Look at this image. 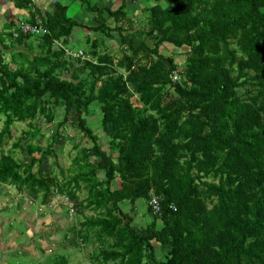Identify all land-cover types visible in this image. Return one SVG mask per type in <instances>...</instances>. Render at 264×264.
Segmentation results:
<instances>
[{
  "label": "trees",
  "instance_id": "16d2710c",
  "mask_svg": "<svg viewBox=\"0 0 264 264\" xmlns=\"http://www.w3.org/2000/svg\"><path fill=\"white\" fill-rule=\"evenodd\" d=\"M12 1L28 12L0 32V183L39 197L43 207L58 195L78 216L89 211L75 231L97 247L100 264H264V0H169L142 8L141 20L127 16L122 0L114 10L88 6L95 13L88 28L59 0L45 14L28 0ZM21 23L48 33L32 39ZM75 27L101 34L88 40L83 59L54 46L68 45ZM112 32L120 58L100 48ZM27 43L31 56L12 50ZM164 43L186 48L181 68L160 53ZM94 102L114 156L87 125ZM71 127L91 144L80 145L61 184L41 172L47 160L35 154L55 155ZM18 153L27 154L26 165ZM137 200L147 203L144 225L135 222Z\"/></svg>",
  "mask_w": 264,
  "mask_h": 264
},
{
  "label": "rangeland",
  "instance_id": "374dc122",
  "mask_svg": "<svg viewBox=\"0 0 264 264\" xmlns=\"http://www.w3.org/2000/svg\"><path fill=\"white\" fill-rule=\"evenodd\" d=\"M83 1L75 2L80 5V10L77 12L73 11V7L68 5V16L84 27H87L86 25L93 27L95 13L91 12L88 6L108 7L110 10H114L120 5L122 0ZM60 2L64 4L65 0H61ZM168 3L169 0H139L137 2L126 0L125 12L129 18L139 17L141 20L143 19L141 18V16L143 17L142 8L155 4L167 6ZM45 8L47 7L45 6ZM103 11V16L106 17L107 8ZM120 25L126 27L125 23H121ZM133 26H137L135 21H133ZM82 29L79 27V30L75 32H81L82 36H79L80 39L69 41L68 45H65L66 48L72 50L74 53L87 51L90 48V45L85 40L87 35H89V40L93 37L99 38L101 35L100 33L87 34L82 32ZM110 35L112 40H109L107 36L103 38L104 43L101 44V51L110 53L111 49L112 53L117 55L115 57L120 58L123 53L119 45L120 39L115 32H112ZM32 39H34V36H32ZM145 43L150 48L152 47L150 39H145ZM186 51V48L176 49L168 43H164L160 47V53L164 56H172L178 68H181L184 64ZM4 63L9 64L7 56L4 57ZM96 106L98 107L96 102L91 105L90 112H93V117L84 115L87 117H85L87 125L94 128V132L98 135V144L104 148L107 154L114 156L107 147L106 139L100 127L97 126L99 112ZM55 112L60 114L61 109L57 108ZM56 119L59 118L57 117ZM38 125L43 132H46L44 140L40 141L43 154H45V150L50 147L48 142H46L49 141V134L46 131L47 125L43 121L39 122ZM73 125L75 126L76 122H73ZM20 127L23 126L15 124L13 128L18 131ZM67 133L70 136L65 134L66 138L61 142V149L55 155L42 156L35 154L40 159V163L45 159L47 160L45 161L46 163L42 162L40 164L41 172L55 176L61 184L65 183L71 176L69 171L74 168L72 159L76 156L80 145L89 147L91 144L86 138H83L82 142L80 141L79 137L82 133L76 127H71ZM15 156L19 157L20 161L25 163V165L27 164V154L22 155V153H18ZM39 172L37 173L39 174ZM117 183V181L112 182L111 185L114 187ZM83 196H85L84 191L79 189L76 192V197L82 199ZM39 203V197L27 194L24 191L19 192L12 186L0 183V264H58L57 262L59 264H100L98 262L100 258L96 260V255L92 256V252L97 247H94L91 240L81 243L80 234H77L75 231L80 228L78 226V222L81 219L80 216H89L91 215L90 212L83 210L80 212V216H78L73 209L74 204L66 196H55L50 203V208L43 207ZM61 204L64 206H61ZM146 205L147 203L144 200H137L135 202L133 212L136 223L145 224L143 216L146 212ZM123 208L125 211L131 212L129 206H124ZM72 227L75 229L73 230ZM159 227L160 223H158ZM153 244L156 246L155 243ZM62 259L63 261H61Z\"/></svg>",
  "mask_w": 264,
  "mask_h": 264
},
{
  "label": "crops",
  "instance_id": "0c3cea01",
  "mask_svg": "<svg viewBox=\"0 0 264 264\" xmlns=\"http://www.w3.org/2000/svg\"><path fill=\"white\" fill-rule=\"evenodd\" d=\"M28 1L30 3V5L28 7H30L32 12L39 11V13L45 14L50 9L49 5H50V1L51 0H28ZM59 1H61V0H59ZM68 1L69 0H65L64 4H62V5L67 6V7H68V5H70V6L73 7V11H76V12L78 10H80V5H78L75 2H70V1L68 2ZM45 6L47 8H45ZM27 12L28 11L21 10V9L17 8L16 6H14L12 0H0V32L2 31L3 33L4 32L6 33L7 26L9 24H17L21 19H24L25 17H27ZM86 26H87V28L90 27L88 25H86ZM77 30H79V27H75L74 28L73 33L70 36V41H77L78 39H80L79 36H82L81 32L80 33L79 32L75 33ZM82 32L87 33V34H91L92 33L89 30H86L85 28L82 29ZM85 40H86L87 43H89V41H88L89 40V35L86 36ZM28 43L25 44V45L23 44V45L19 46L18 48H13L12 50L13 51H16V50L17 51H24V49H25L27 51L29 49H32L31 46H29ZM4 44L5 45L11 44V41L5 40ZM12 50H10V51H12ZM8 52L9 51H7V53ZM28 53L29 54H27V55H30V56L33 55V54L30 53V51Z\"/></svg>",
  "mask_w": 264,
  "mask_h": 264
},
{
  "label": "built area",
  "instance_id": "2783aa9c",
  "mask_svg": "<svg viewBox=\"0 0 264 264\" xmlns=\"http://www.w3.org/2000/svg\"><path fill=\"white\" fill-rule=\"evenodd\" d=\"M19 32L24 34V35H31V36H41V35H46L48 32L46 30L45 27H43L41 24H33V25H30V24H27V23H21L19 24ZM12 36L13 38H17L18 36V32L17 31H13L12 32ZM54 46L55 47H58V48H61L65 51V54L68 56V57H72V58H75V59H83V54L81 51H78L77 53H74L72 50L66 48L65 46H63L59 41L55 40L54 41ZM173 81L176 80V74L174 73L173 74ZM149 206L152 208L153 212L154 213H158L159 212V205H158V201L155 197H152L149 202H148Z\"/></svg>",
  "mask_w": 264,
  "mask_h": 264
},
{
  "label": "clouds",
  "instance_id": "9594fccd",
  "mask_svg": "<svg viewBox=\"0 0 264 264\" xmlns=\"http://www.w3.org/2000/svg\"><path fill=\"white\" fill-rule=\"evenodd\" d=\"M14 30H11V32H13Z\"/></svg>",
  "mask_w": 264,
  "mask_h": 264
}]
</instances>
